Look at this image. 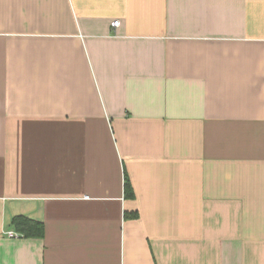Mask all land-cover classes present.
Masks as SVG:
<instances>
[{
  "label": "crops",
  "instance_id": "crops-1",
  "mask_svg": "<svg viewBox=\"0 0 264 264\" xmlns=\"http://www.w3.org/2000/svg\"><path fill=\"white\" fill-rule=\"evenodd\" d=\"M0 264H264V0H0Z\"/></svg>",
  "mask_w": 264,
  "mask_h": 264
},
{
  "label": "trees",
  "instance_id": "trees-1",
  "mask_svg": "<svg viewBox=\"0 0 264 264\" xmlns=\"http://www.w3.org/2000/svg\"><path fill=\"white\" fill-rule=\"evenodd\" d=\"M132 191L129 184V180L125 179V196L131 197ZM13 229L19 233V235L27 238L41 237L44 231L43 224L34 220H31L25 216H15L11 220Z\"/></svg>",
  "mask_w": 264,
  "mask_h": 264
},
{
  "label": "built area",
  "instance_id": "built-area-1",
  "mask_svg": "<svg viewBox=\"0 0 264 264\" xmlns=\"http://www.w3.org/2000/svg\"><path fill=\"white\" fill-rule=\"evenodd\" d=\"M118 24H119V21H118V20H114V21H112V22L110 23V25H111L112 27H117ZM5 234H6L7 236H9V237H17V236H18V234L15 233V232L12 231V230L5 231Z\"/></svg>",
  "mask_w": 264,
  "mask_h": 264
}]
</instances>
